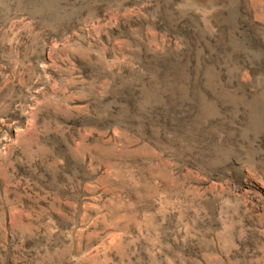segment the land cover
<instances>
[{
	"label": "rangeland",
	"instance_id": "374dc122",
	"mask_svg": "<svg viewBox=\"0 0 264 264\" xmlns=\"http://www.w3.org/2000/svg\"><path fill=\"white\" fill-rule=\"evenodd\" d=\"M0 264H264V0H0Z\"/></svg>",
	"mask_w": 264,
	"mask_h": 264
}]
</instances>
